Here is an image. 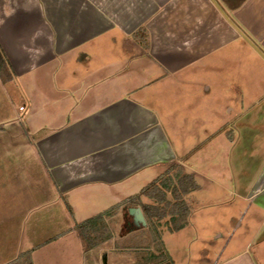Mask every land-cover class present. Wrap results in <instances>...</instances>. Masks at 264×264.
Segmentation results:
<instances>
[{"label":"crops","instance_id":"crops-1","mask_svg":"<svg viewBox=\"0 0 264 264\" xmlns=\"http://www.w3.org/2000/svg\"><path fill=\"white\" fill-rule=\"evenodd\" d=\"M0 46V253L33 256L65 206L116 205L172 165L228 169L264 213V0H0Z\"/></svg>","mask_w":264,"mask_h":264},{"label":"rangeland","instance_id":"rangeland-1","mask_svg":"<svg viewBox=\"0 0 264 264\" xmlns=\"http://www.w3.org/2000/svg\"><path fill=\"white\" fill-rule=\"evenodd\" d=\"M6 90L5 95L9 96L12 101L10 105L15 111H19L20 106L29 105L18 84L9 86ZM32 90L31 87L29 91ZM5 95L1 96L2 100L5 99ZM221 162L226 161L222 159ZM205 170L202 177L195 179L202 188L194 192V195H189L188 202L192 204L193 209L188 219V227L173 233L165 227L161 229L166 251L175 264H217L245 251L249 252L255 264H264V231H261L260 223L255 217L257 212L258 215H264V213L240 202L235 197L233 178L228 169L206 168ZM142 201L151 203V200L144 197ZM113 205L100 203L96 208L92 205L87 208H80V205H76L78 206L76 214L65 206L64 212L61 210L55 215L57 220L50 221L54 226L49 228L47 233L51 232L52 235L41 231L39 238L43 245L32 256V263L105 264L104 259L106 258V264H135L138 258L136 246H140L144 238H148V241L152 243V238L149 234L142 236L138 231L132 233L127 231L124 219V208L126 207L119 208L113 217L107 219V225L113 237L92 251L84 253V242L75 228L76 224L96 216L99 212H104ZM50 206L53 207V204ZM46 220H41L42 225L46 226L51 219ZM72 224L74 225L72 233L58 235L57 232L67 231ZM10 239L13 240V237ZM49 239H52V242L48 241ZM11 249L12 244L0 253V264H10L20 256L13 258L14 253Z\"/></svg>","mask_w":264,"mask_h":264},{"label":"trees","instance_id":"trees-1","mask_svg":"<svg viewBox=\"0 0 264 264\" xmlns=\"http://www.w3.org/2000/svg\"><path fill=\"white\" fill-rule=\"evenodd\" d=\"M133 37L143 46L149 43L148 33L143 28L134 33ZM13 77L10 64L0 46V78L3 82H10ZM199 189L200 186L192 174L186 173L180 165H172L153 182L142 188L138 194L92 218L77 223L75 228L83 239L84 253L92 251L113 237L107 225V219L113 217L119 208L140 207L146 218L147 227L138 232L142 236L149 234L152 243L148 241V238H144L140 246H136L138 258L135 264H175L164 247L161 229L165 227L173 233L188 227V219L193 209L188 199ZM143 197L151 200V203H144ZM66 205L68 206L67 203ZM69 209L71 210L70 207ZM32 253V250L26 251L10 264H33Z\"/></svg>","mask_w":264,"mask_h":264},{"label":"water","instance_id":"water-1","mask_svg":"<svg viewBox=\"0 0 264 264\" xmlns=\"http://www.w3.org/2000/svg\"><path fill=\"white\" fill-rule=\"evenodd\" d=\"M124 219L126 222V228L129 233L142 230L147 227V221L140 207H126L124 208ZM128 218L132 219V222L128 221ZM106 264V258L104 259Z\"/></svg>","mask_w":264,"mask_h":264},{"label":"flooded vegetation","instance_id":"flooded-vegetation-1","mask_svg":"<svg viewBox=\"0 0 264 264\" xmlns=\"http://www.w3.org/2000/svg\"><path fill=\"white\" fill-rule=\"evenodd\" d=\"M130 220H128V221H130V222H132V219L131 218H129Z\"/></svg>","mask_w":264,"mask_h":264},{"label":"built area","instance_id":"built-area-1","mask_svg":"<svg viewBox=\"0 0 264 264\" xmlns=\"http://www.w3.org/2000/svg\"><path fill=\"white\" fill-rule=\"evenodd\" d=\"M21 110H23V108H21Z\"/></svg>","mask_w":264,"mask_h":264}]
</instances>
